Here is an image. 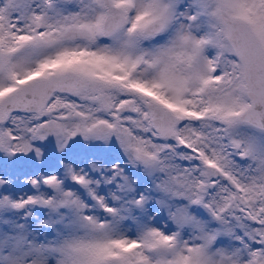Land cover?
<instances>
[{
  "label": "snow or ice",
  "instance_id": "snow-or-ice-1",
  "mask_svg": "<svg viewBox=\"0 0 264 264\" xmlns=\"http://www.w3.org/2000/svg\"><path fill=\"white\" fill-rule=\"evenodd\" d=\"M0 264H264V0H0Z\"/></svg>",
  "mask_w": 264,
  "mask_h": 264
},
{
  "label": "rangeland",
  "instance_id": "rangeland-1",
  "mask_svg": "<svg viewBox=\"0 0 264 264\" xmlns=\"http://www.w3.org/2000/svg\"><path fill=\"white\" fill-rule=\"evenodd\" d=\"M15 191L19 194V193H21V192H23V191H26V188H24V186L23 185H17L16 186V188H15Z\"/></svg>",
  "mask_w": 264,
  "mask_h": 264
}]
</instances>
